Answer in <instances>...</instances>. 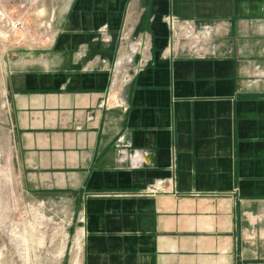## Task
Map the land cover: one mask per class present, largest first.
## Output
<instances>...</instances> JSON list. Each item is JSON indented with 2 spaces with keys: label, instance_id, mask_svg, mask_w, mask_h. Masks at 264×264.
I'll return each instance as SVG.
<instances>
[{
  "label": "crops",
  "instance_id": "1",
  "mask_svg": "<svg viewBox=\"0 0 264 264\" xmlns=\"http://www.w3.org/2000/svg\"><path fill=\"white\" fill-rule=\"evenodd\" d=\"M73 5L7 75L22 190L79 221L81 264H264V0ZM130 21L126 63L96 30Z\"/></svg>",
  "mask_w": 264,
  "mask_h": 264
},
{
  "label": "rangeland",
  "instance_id": "2",
  "mask_svg": "<svg viewBox=\"0 0 264 264\" xmlns=\"http://www.w3.org/2000/svg\"><path fill=\"white\" fill-rule=\"evenodd\" d=\"M74 2L0 0V264H81V238L75 235L79 221L71 217L68 208L57 199L32 198L20 186L6 96L9 72L25 69L19 58L31 55L34 61H47L48 58L41 57L36 50L54 43L63 13H67ZM163 20L169 29L177 23L193 26L192 22H177L169 14L164 15ZM131 23L121 24L116 29H110L107 23L100 24L96 30L98 41L105 43L114 39L119 46H125L128 53L124 58L135 54L133 48L142 43L134 36ZM142 42L145 47L147 43ZM130 79L125 74L121 82Z\"/></svg>",
  "mask_w": 264,
  "mask_h": 264
},
{
  "label": "built area",
  "instance_id": "3",
  "mask_svg": "<svg viewBox=\"0 0 264 264\" xmlns=\"http://www.w3.org/2000/svg\"><path fill=\"white\" fill-rule=\"evenodd\" d=\"M133 50H135V51L137 52V50H138L137 46H135V47L133 48ZM136 52H135V53H136ZM133 56H134V54H133V55H129V56H127L126 58H124V61H125L126 63H131L132 60H133ZM134 154H138V153L135 151Z\"/></svg>",
  "mask_w": 264,
  "mask_h": 264
}]
</instances>
